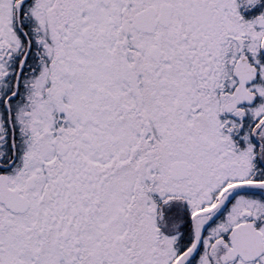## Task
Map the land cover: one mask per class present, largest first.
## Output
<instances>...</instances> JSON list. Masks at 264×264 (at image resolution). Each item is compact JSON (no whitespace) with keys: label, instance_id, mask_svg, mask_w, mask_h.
Returning <instances> with one entry per match:
<instances>
[{"label":"snow or ice","instance_id":"1","mask_svg":"<svg viewBox=\"0 0 264 264\" xmlns=\"http://www.w3.org/2000/svg\"><path fill=\"white\" fill-rule=\"evenodd\" d=\"M0 264H264V0H0Z\"/></svg>","mask_w":264,"mask_h":264}]
</instances>
